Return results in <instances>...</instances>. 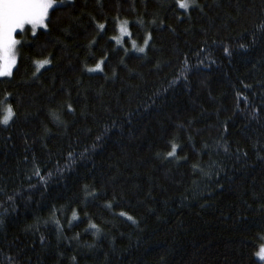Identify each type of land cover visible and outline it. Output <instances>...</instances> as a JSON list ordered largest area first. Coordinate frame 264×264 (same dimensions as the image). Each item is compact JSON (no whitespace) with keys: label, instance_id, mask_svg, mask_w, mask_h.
Instances as JSON below:
<instances>
[{"label":"trees","instance_id":"16d2710c","mask_svg":"<svg viewBox=\"0 0 264 264\" xmlns=\"http://www.w3.org/2000/svg\"><path fill=\"white\" fill-rule=\"evenodd\" d=\"M198 3L76 0L47 32L18 33L17 65L0 78V119L6 104L16 114L0 124V204L16 206L0 264H263L264 0ZM123 20L132 35L118 43Z\"/></svg>","mask_w":264,"mask_h":264},{"label":"snow or ice","instance_id":"6c2138e0","mask_svg":"<svg viewBox=\"0 0 264 264\" xmlns=\"http://www.w3.org/2000/svg\"><path fill=\"white\" fill-rule=\"evenodd\" d=\"M99 2V0H98ZM76 3V0H0V77H12L13 75V69L16 67L17 59H18V51L17 46L21 43L20 40L16 38V34L24 33L26 28L31 32L32 36H36L37 32L40 29H44L46 32L49 29V24L51 23L50 20V14L53 13V10L57 11H64L68 10L70 7H74ZM175 5L183 10L184 13H187L189 9L192 8H200L201 11H203V8H201L200 4L198 3V0H175ZM119 20V18H116ZM155 23V21H153ZM129 21L123 20L119 21V31L120 36L119 37H112V39L117 40V42H121L122 38L124 36H128L131 38V32L128 29ZM261 29H264V24H262ZM98 28L103 31L105 29V24H99ZM151 39V34L148 35V39L144 41V45L142 47H138L135 40H132V47L135 51L144 53L146 51V48L148 47V40ZM254 42V41H253ZM95 43V40L92 41V44ZM91 45H89L90 47ZM240 48L245 49L246 47L244 44H240ZM203 51V49L201 50ZM224 52L227 55H231L230 50L225 47ZM37 65V71H39L40 68L45 67L46 65H49L52 63L51 59L46 58L44 60H38L35 61ZM203 63V61H201ZM211 63H215V61H212ZM104 64V61L101 60L97 64L96 68H88L87 71L94 72V71H103L102 65ZM184 79L186 80L187 77L185 76ZM177 81H173L172 84H175ZM245 87H248V85H245ZM238 97V105H239V97L240 94L237 93ZM7 99V97L5 98ZM243 100L245 103L248 102V97H243ZM69 111H74L71 108V105L68 106ZM238 110L239 107H238ZM260 111L258 108L252 109V118L256 119V113ZM15 112L13 111V108L11 104H6L4 107V115L2 119H0V124L4 125L5 127L9 126L11 123H13ZM55 119L59 120V117L56 116ZM224 131L227 132V126H224ZM108 132V129H105V132L103 135L97 136V140H103L104 135H106ZM191 139V138H190ZM95 145H93V150H95ZM177 147L178 145L172 144L171 151L167 153V156L169 158H178L177 157ZM204 149H208L209 145L205 144ZM219 148H222L225 153L229 152V148L227 144L218 145ZM27 151V149H26ZM243 156H247V153H243ZM81 157H74L72 153H69L68 155V161L69 164L74 163L76 159H80ZM27 159V157L25 158ZM186 159V157H185ZM261 159H264L262 157ZM193 168L198 170L199 172L203 173L204 175L208 176L209 179L212 178V173L205 172L203 168H201L198 164H194ZM57 172H60V169L57 168ZM32 175H35L40 178V182L46 183L47 177L41 175L39 166L35 165L34 161V168ZM52 173L49 172L47 176H51ZM28 179H31V176L28 177ZM216 179L219 180V173H216ZM222 187V185H219ZM4 193L3 187H0V196H2ZM90 195H95V193H89ZM211 194V193H209ZM18 195V193L16 194ZM6 203L8 204V207H11L12 211H16L15 206V195H8L6 197ZM8 207H5L4 204H0V209H3V211H0V229H2L5 226V217L8 212ZM110 207V205H109ZM121 216L126 215L125 213L121 212ZM72 219H78V215L75 211L72 212ZM127 219L132 220L133 223H136L135 220H133V217L128 216ZM52 222L62 230L63 225H61L60 220L53 215ZM69 226H71L69 222ZM90 227L93 229H97V225L90 224ZM98 231V229H97ZM41 243H43V237H41ZM256 256L260 258V260H264V245H262L259 248V251L256 252ZM8 260L11 262V264H16V261L13 259V257L9 256ZM73 260H75V257H73Z\"/></svg>","mask_w":264,"mask_h":264},{"label":"rangeland","instance_id":"374dc122","mask_svg":"<svg viewBox=\"0 0 264 264\" xmlns=\"http://www.w3.org/2000/svg\"><path fill=\"white\" fill-rule=\"evenodd\" d=\"M27 29V28H26ZM19 33V32H18ZM18 33L16 34V38L18 39V40H20L18 37H17V35H18ZM21 41V40H20ZM20 45V44H19ZM19 45L17 46V51H18V47H19ZM17 62H18V59H17ZM17 65V64H16ZM15 69V68H14ZM14 69H13V71H14ZM0 78H9V77H0ZM262 245H264V243L262 244ZM257 258H258V260L259 261H261L263 264H264V260H260V258L257 256Z\"/></svg>","mask_w":264,"mask_h":264}]
</instances>
